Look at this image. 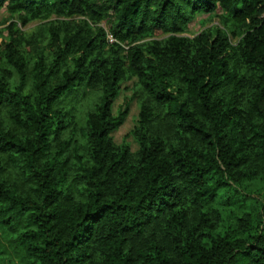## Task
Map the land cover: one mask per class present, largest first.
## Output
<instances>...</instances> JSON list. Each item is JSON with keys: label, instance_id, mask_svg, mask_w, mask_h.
Segmentation results:
<instances>
[{"label": "trees", "instance_id": "trees-1", "mask_svg": "<svg viewBox=\"0 0 264 264\" xmlns=\"http://www.w3.org/2000/svg\"><path fill=\"white\" fill-rule=\"evenodd\" d=\"M3 7L57 18L0 43L7 264H264V0ZM216 9L220 27L183 35ZM132 79L135 151L110 136Z\"/></svg>", "mask_w": 264, "mask_h": 264}, {"label": "rangeland", "instance_id": "rangeland-1", "mask_svg": "<svg viewBox=\"0 0 264 264\" xmlns=\"http://www.w3.org/2000/svg\"><path fill=\"white\" fill-rule=\"evenodd\" d=\"M223 13L221 9H216L210 14L198 13L196 17L191 21L188 26L185 28L183 35L193 38L199 32H201L205 28L211 27H220V15ZM56 17H51L44 21H32L26 26H22L19 23V19L16 15H10L6 9L3 7L0 9V43L7 41L8 38V27L14 25L15 30H20V32L30 33L35 28L41 25H45L50 21L56 20ZM78 19V18H76ZM99 27L107 30V25L105 22L101 21L97 24ZM163 36H157L156 39H162ZM232 43H234L232 41ZM135 79L124 82L120 86V92L117 98L114 100L112 105V112L116 115L120 110L124 109L125 107L128 108V115L124 121V123L118 127L116 130L111 132L110 136L113 139L115 144H121L122 142H126L132 151L137 150L138 145L135 139L132 137L131 132L137 126L138 120V104L136 99L133 97V84L135 83ZM3 258V259H2ZM2 259L0 264H7L6 257H0Z\"/></svg>", "mask_w": 264, "mask_h": 264}, {"label": "built area", "instance_id": "built-area-1", "mask_svg": "<svg viewBox=\"0 0 264 264\" xmlns=\"http://www.w3.org/2000/svg\"><path fill=\"white\" fill-rule=\"evenodd\" d=\"M106 42L110 45H113L116 43V40L114 39V37L111 34L107 33L106 34Z\"/></svg>", "mask_w": 264, "mask_h": 264}]
</instances>
